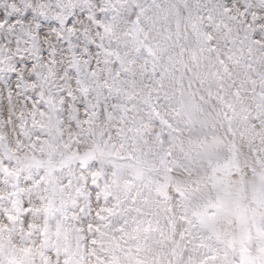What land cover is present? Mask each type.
Listing matches in <instances>:
<instances>
[{"label":"snow or ice","instance_id":"6c2138e0","mask_svg":"<svg viewBox=\"0 0 264 264\" xmlns=\"http://www.w3.org/2000/svg\"><path fill=\"white\" fill-rule=\"evenodd\" d=\"M0 264H264V0H0Z\"/></svg>","mask_w":264,"mask_h":264}]
</instances>
